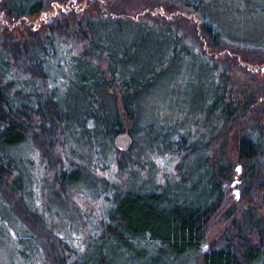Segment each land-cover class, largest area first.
I'll list each match as a JSON object with an SVG mask.
<instances>
[{
	"label": "trees",
	"instance_id": "16d2710c",
	"mask_svg": "<svg viewBox=\"0 0 264 264\" xmlns=\"http://www.w3.org/2000/svg\"><path fill=\"white\" fill-rule=\"evenodd\" d=\"M47 1L0 0L2 221L52 263L264 264V35L237 36L222 17L247 0H166L164 13L152 0L134 11L63 0L36 20ZM203 35L215 49L251 48L241 55L252 67L206 52ZM172 104L179 116L150 119L152 105ZM122 131L133 137L125 150ZM143 151L151 169L156 151L178 158L175 174L153 183Z\"/></svg>",
	"mask_w": 264,
	"mask_h": 264
},
{
	"label": "rangeland",
	"instance_id": "374dc122",
	"mask_svg": "<svg viewBox=\"0 0 264 264\" xmlns=\"http://www.w3.org/2000/svg\"><path fill=\"white\" fill-rule=\"evenodd\" d=\"M62 1L63 0H48L44 5V9L41 15H38L35 17L36 20L44 19L45 15L49 16L51 14L53 15L56 14L59 11V8L62 6ZM140 1L141 0H119V4L122 6H125V8H129V10L134 11V9L137 7L135 5H137V3ZM152 1L157 2V6H156L157 10H154V11L158 12V11L163 10V13H164V5H166V0H152ZM67 2H68L67 4H69L71 0H67ZM81 3L82 2L76 3L75 1V5L77 7H79ZM236 3L238 4V6L234 7L236 8L235 12H230V13L224 12L222 15V17L225 15L224 19L226 20H229L233 17L235 18V21L230 26L231 28L230 30L233 31L234 34H236L237 36L238 35H253V36L254 35L255 36L264 35V0H247L246 3L244 4H242L241 1H237ZM177 13H182L187 16H190V15L196 16L194 11H191L186 8H180ZM196 27H198L199 29L201 28V26L198 23ZM200 31H202V29H200ZM200 39L202 40L200 42L201 47L205 49L206 52L215 54L216 56H220V57L221 56L236 57L240 65L242 66L245 65L250 68L252 67L251 63L244 62L242 60V55H241L243 49H251V48L241 47L239 46V44L235 42L233 43V42L225 41V42H222L220 45H218V47L215 49L212 47V44L209 43L208 40H206L204 35L202 37L200 36ZM257 66L259 68L261 67L262 71H264L263 64L262 65L258 64ZM233 78H234V81L237 79L236 77H233ZM178 97L180 99H185V98H181L180 96H175L174 98L175 101H177L176 99H178ZM165 99H166V96H165V93L163 92V89L154 95V102L157 105L160 104V102L165 101ZM188 102L191 103V99L188 98ZM157 105H152V107H150V112H149L150 119H161V120L168 121L171 117H174L177 115L179 116V113L178 112L176 113L174 104H172L171 109H166V111L165 109H163V111L158 110L160 106H157ZM29 151L30 149H28L27 155H29L30 157L32 151L30 153ZM141 154L143 155L144 151ZM141 154H139V157L141 156ZM144 155L141 157L142 159L144 158ZM152 156L154 159H151L150 161L155 164V167L151 169L150 163H148V161L146 162L147 159L145 158L143 160H145L146 164L141 165V167H144L147 170L151 171V173L154 176V178L151 177L153 179V183L160 182L162 179H164L165 174H168L170 176H172L171 174H175L174 167L179 162L178 158L173 157L171 153L161 152V151L154 152ZM33 157L34 158L32 159V161L36 165H38V167H42L43 164L37 152L33 154ZM37 181L38 180H35L36 186L35 184H33L35 186L34 191L36 193H39V196L41 197H45L46 199L51 198V195L48 193V191L43 188L44 186L41 185L40 182H37ZM233 187H234L232 191L233 195L235 196L236 199H239L242 196L243 191L237 187V180L234 181ZM40 203L42 204L41 200L38 202V205ZM90 205H93V204H90ZM54 208L57 209L58 207H56L55 205ZM56 211L57 212L59 211L60 213L61 210L58 209ZM70 214H72V212H70ZM47 217L50 220H52L56 225L64 223L63 221H61L62 219L58 215L51 214ZM68 217H69L70 224H68V227H67L66 237H69L72 241H74L72 242L73 245H71V247H73L72 249L81 250L82 247L85 246L84 245L85 244L84 243L85 233H83V231L82 232L78 231L79 225L75 222V217L73 215L67 214V219ZM14 223H13L14 227H16V229L19 231L20 226L18 225V223H15V224ZM21 236L22 234L20 235V237ZM20 237H17L16 234H13L12 229L6 223L2 221V218L0 216V264H61L62 263V260L60 263L59 262L52 263L50 261H47L45 255L42 256L41 250L39 249V246L37 244L34 245V247H32L31 243H29L26 237H23L22 239H20ZM48 250L52 253V257L56 254L62 257V254L60 252H57L52 248H48ZM34 253L35 255H33Z\"/></svg>",
	"mask_w": 264,
	"mask_h": 264
},
{
	"label": "water",
	"instance_id": "95a60500",
	"mask_svg": "<svg viewBox=\"0 0 264 264\" xmlns=\"http://www.w3.org/2000/svg\"><path fill=\"white\" fill-rule=\"evenodd\" d=\"M133 143V137L128 131H122L115 137V144L120 149H128Z\"/></svg>",
	"mask_w": 264,
	"mask_h": 264
},
{
	"label": "snow or ice",
	"instance_id": "6c2138e0",
	"mask_svg": "<svg viewBox=\"0 0 264 264\" xmlns=\"http://www.w3.org/2000/svg\"><path fill=\"white\" fill-rule=\"evenodd\" d=\"M238 195V194H237Z\"/></svg>",
	"mask_w": 264,
	"mask_h": 264
}]
</instances>
